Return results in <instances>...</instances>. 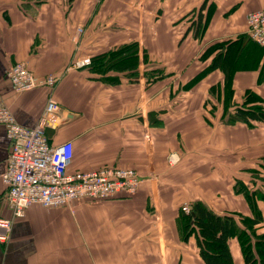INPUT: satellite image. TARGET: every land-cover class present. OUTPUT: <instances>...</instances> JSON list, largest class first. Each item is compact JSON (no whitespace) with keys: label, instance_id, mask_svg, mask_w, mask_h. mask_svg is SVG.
<instances>
[{"label":"crops","instance_id":"1","mask_svg":"<svg viewBox=\"0 0 264 264\" xmlns=\"http://www.w3.org/2000/svg\"><path fill=\"white\" fill-rule=\"evenodd\" d=\"M255 11L264 12V0H0V102L33 129L53 100L57 122L45 135L52 146L72 143L70 173L123 168L142 181L132 197L30 207L0 243V264H204L196 238L183 237L181 208L201 203L217 215L251 218L233 187L262 172L264 124L222 125L223 87L228 76L230 112L247 91L264 101V49L255 46L253 67L241 42L225 47L234 49L229 63L213 66L217 52L203 54L248 35ZM200 12L206 26L195 38ZM133 44L135 70L72 69ZM19 63L51 84L16 95L5 75ZM9 153L0 125V218L9 216L1 182ZM172 153L180 161L169 167ZM257 207L256 235H263L264 203ZM228 247L233 264H245L238 241Z\"/></svg>","mask_w":264,"mask_h":264},{"label":"built area","instance_id":"2","mask_svg":"<svg viewBox=\"0 0 264 264\" xmlns=\"http://www.w3.org/2000/svg\"><path fill=\"white\" fill-rule=\"evenodd\" d=\"M246 24L250 40L264 48V12L249 13ZM82 35L83 30L78 28L77 41ZM90 64L88 58L83 59L76 62L72 69L80 70ZM5 76L16 95L52 82L38 79L23 63L11 66ZM57 112V105L48 99L36 127L26 129L16 122L10 108L0 102V125L5 128L10 144L7 169L1 178L5 189L4 201L9 211L8 217L0 218L1 244L9 241L13 223L23 219L27 210L34 205L58 209L80 201L103 203L121 196L132 197L141 186V178L132 169L104 167L70 173L72 143L52 146L45 135V130L56 124L54 116ZM179 161L177 153L168 155L169 167L177 165ZM181 211L188 214L190 208L184 206Z\"/></svg>","mask_w":264,"mask_h":264},{"label":"trees","instance_id":"3","mask_svg":"<svg viewBox=\"0 0 264 264\" xmlns=\"http://www.w3.org/2000/svg\"><path fill=\"white\" fill-rule=\"evenodd\" d=\"M202 9V8H201ZM202 13L197 15V22L194 23V37L199 38L205 31L206 22L202 23ZM208 16L210 14L208 13ZM191 29L188 30L190 32ZM244 43L247 52L245 60L248 65L256 66V49L249 36L244 34L237 38L235 42L216 44L203 54L207 57L209 53L217 52L213 66L221 60L222 64L229 63V54L231 53L226 46L230 47L236 43ZM254 44V46L252 44ZM264 49V48H263ZM236 51V49H235ZM236 57L243 56L240 50ZM239 55V56H238ZM146 60V58H145ZM219 68L223 66L218 65ZM90 68L98 73L104 71H126L137 69V47L135 44L130 46H122L116 50L94 57L91 59ZM224 107L221 123L224 126H232L236 123H243L247 127L252 128V123L264 124V101L251 91H247L244 95L243 102L240 106H232L229 111L226 103L232 96V89L229 78L224 83ZM217 87L210 90L212 94ZM261 171L253 170L250 174L249 186L245 187L236 182L233 189L237 195H242L247 202L251 212V218H245L232 215H217L210 211L205 205L195 203L191 206L188 214L183 213L182 233L185 241L194 236L196 238L199 255L204 264H233L229 251V240L236 239L238 241L243 261L245 264H264V234L256 235V227L261 225L262 216L257 207L258 202L264 203V159Z\"/></svg>","mask_w":264,"mask_h":264},{"label":"rangeland","instance_id":"4","mask_svg":"<svg viewBox=\"0 0 264 264\" xmlns=\"http://www.w3.org/2000/svg\"><path fill=\"white\" fill-rule=\"evenodd\" d=\"M138 12V14H140V15H143L144 13L141 11V12H139V11H137Z\"/></svg>","mask_w":264,"mask_h":264}]
</instances>
